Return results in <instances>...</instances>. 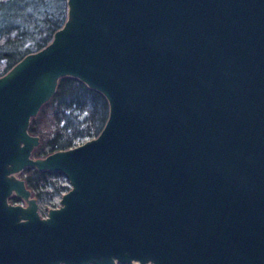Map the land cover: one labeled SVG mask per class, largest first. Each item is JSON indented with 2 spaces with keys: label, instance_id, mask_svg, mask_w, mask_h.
Here are the masks:
<instances>
[{
  "label": "water",
  "instance_id": "water-1",
  "mask_svg": "<svg viewBox=\"0 0 264 264\" xmlns=\"http://www.w3.org/2000/svg\"><path fill=\"white\" fill-rule=\"evenodd\" d=\"M65 5L0 75V264H264V0ZM65 75L104 122L32 156L29 118ZM25 167L67 182L43 216Z\"/></svg>",
  "mask_w": 264,
  "mask_h": 264
},
{
  "label": "trees",
  "instance_id": "trees-1",
  "mask_svg": "<svg viewBox=\"0 0 264 264\" xmlns=\"http://www.w3.org/2000/svg\"><path fill=\"white\" fill-rule=\"evenodd\" d=\"M65 11V0H0V75L25 53L44 45L61 25ZM106 113L101 93L76 77H59L53 94L29 118L27 131L39 140L31 155L43 156L95 136ZM20 175L36 196L48 192V185L56 191L68 188L51 181V176H61L56 171L25 167ZM9 200L17 201L13 196Z\"/></svg>",
  "mask_w": 264,
  "mask_h": 264
},
{
  "label": "rangeland",
  "instance_id": "rangeland-1",
  "mask_svg": "<svg viewBox=\"0 0 264 264\" xmlns=\"http://www.w3.org/2000/svg\"><path fill=\"white\" fill-rule=\"evenodd\" d=\"M18 176L21 177V175L19 173H18ZM50 179L55 184H60L62 181V178L60 176H51ZM53 187L51 185H48L46 187V191H48V192H42L38 196L34 195V193L32 191H30V194L36 198L37 212L41 216H43L45 214V211L48 207H52V206L57 205L58 198H59V191H56L55 189H53ZM131 264H133V263H131Z\"/></svg>",
  "mask_w": 264,
  "mask_h": 264
},
{
  "label": "flooded vegetation",
  "instance_id": "flooded-vegetation-1",
  "mask_svg": "<svg viewBox=\"0 0 264 264\" xmlns=\"http://www.w3.org/2000/svg\"><path fill=\"white\" fill-rule=\"evenodd\" d=\"M21 173V172H20ZM19 173V174H20ZM61 178H62V181H63V179H65L62 175L60 176ZM22 178V177H21ZM23 179V178H22ZM62 181H61V183H62ZM60 183V185H65V186H67V184H61ZM31 191V190H30ZM65 191V190H64ZM64 191H59V196H60V194L62 193V192H64ZM10 201V200H9ZM18 201V200H17ZM17 201H15V202H17ZM56 206V205H55ZM52 207H54V206H52ZM41 216V215H40Z\"/></svg>",
  "mask_w": 264,
  "mask_h": 264
},
{
  "label": "built area",
  "instance_id": "built-area-1",
  "mask_svg": "<svg viewBox=\"0 0 264 264\" xmlns=\"http://www.w3.org/2000/svg\"><path fill=\"white\" fill-rule=\"evenodd\" d=\"M62 184H67V182H66V180H65V179H63V181H62Z\"/></svg>",
  "mask_w": 264,
  "mask_h": 264
}]
</instances>
